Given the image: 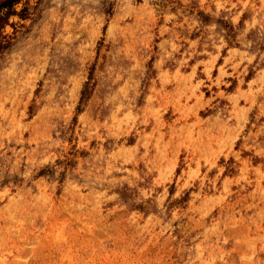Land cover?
Instances as JSON below:
<instances>
[{
    "label": "rangeland",
    "instance_id": "rangeland-1",
    "mask_svg": "<svg viewBox=\"0 0 264 264\" xmlns=\"http://www.w3.org/2000/svg\"><path fill=\"white\" fill-rule=\"evenodd\" d=\"M23 6L0 264H264V0Z\"/></svg>",
    "mask_w": 264,
    "mask_h": 264
},
{
    "label": "trees",
    "instance_id": "trees-1",
    "mask_svg": "<svg viewBox=\"0 0 264 264\" xmlns=\"http://www.w3.org/2000/svg\"><path fill=\"white\" fill-rule=\"evenodd\" d=\"M22 0H0V53L10 46L11 36L5 32V27L11 24V16L24 15L27 6L18 9Z\"/></svg>",
    "mask_w": 264,
    "mask_h": 264
}]
</instances>
